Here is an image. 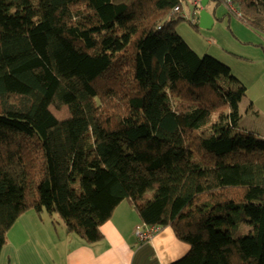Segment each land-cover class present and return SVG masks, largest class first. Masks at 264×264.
I'll return each instance as SVG.
<instances>
[{
  "label": "trees",
  "instance_id": "trees-1",
  "mask_svg": "<svg viewBox=\"0 0 264 264\" xmlns=\"http://www.w3.org/2000/svg\"><path fill=\"white\" fill-rule=\"evenodd\" d=\"M182 2L0 0V252L28 210L91 244L127 201L189 245L172 264H264V140ZM230 2L264 29V0Z\"/></svg>",
  "mask_w": 264,
  "mask_h": 264
},
{
  "label": "crops",
  "instance_id": "crops-1",
  "mask_svg": "<svg viewBox=\"0 0 264 264\" xmlns=\"http://www.w3.org/2000/svg\"><path fill=\"white\" fill-rule=\"evenodd\" d=\"M210 1L204 10L213 18L206 8ZM201 9L193 6L197 25ZM43 213L28 210L18 217L6 234L0 264H172L190 250L170 227H159L151 239L140 241L135 228L144 223L129 203H120L100 227L102 238L91 244L68 233L60 219Z\"/></svg>",
  "mask_w": 264,
  "mask_h": 264
},
{
  "label": "rangeland",
  "instance_id": "rangeland-1",
  "mask_svg": "<svg viewBox=\"0 0 264 264\" xmlns=\"http://www.w3.org/2000/svg\"><path fill=\"white\" fill-rule=\"evenodd\" d=\"M182 7L184 20L174 25L175 31L199 56L207 54L229 67L231 74L246 87L239 104L238 127L264 140V29L249 26L220 0H211L206 7L213 14L212 27L195 28L193 5L183 0ZM224 107L219 110L226 111ZM147 195L150 198L151 192ZM54 218L59 219L55 215ZM243 230L249 233L252 227L245 224Z\"/></svg>",
  "mask_w": 264,
  "mask_h": 264
},
{
  "label": "built area",
  "instance_id": "built-area-1",
  "mask_svg": "<svg viewBox=\"0 0 264 264\" xmlns=\"http://www.w3.org/2000/svg\"><path fill=\"white\" fill-rule=\"evenodd\" d=\"M185 1H189L191 2V4L194 7H197V9H199V7L201 6V0H185ZM226 4L228 5V7H231V9L235 12L230 0H225ZM179 10V7H175L173 9V12H177ZM237 13V12H235ZM238 14V13H237ZM159 227L157 226H150V225H141V226H137L135 228V234L138 237V239L140 241H146L152 238V236L158 231Z\"/></svg>",
  "mask_w": 264,
  "mask_h": 264
},
{
  "label": "water",
  "instance_id": "water-1",
  "mask_svg": "<svg viewBox=\"0 0 264 264\" xmlns=\"http://www.w3.org/2000/svg\"><path fill=\"white\" fill-rule=\"evenodd\" d=\"M207 0H201V11L198 14V27L201 29H210L213 25V18L212 16L204 10L206 6Z\"/></svg>",
  "mask_w": 264,
  "mask_h": 264
}]
</instances>
